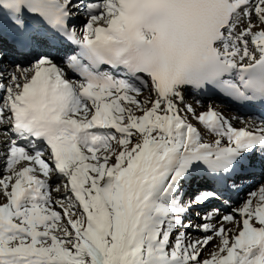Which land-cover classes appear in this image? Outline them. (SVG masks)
<instances>
[{"label": "snow or ice", "instance_id": "obj_1", "mask_svg": "<svg viewBox=\"0 0 264 264\" xmlns=\"http://www.w3.org/2000/svg\"><path fill=\"white\" fill-rule=\"evenodd\" d=\"M0 158V264H264V0H0Z\"/></svg>", "mask_w": 264, "mask_h": 264}, {"label": "rangeland", "instance_id": "obj_2", "mask_svg": "<svg viewBox=\"0 0 264 264\" xmlns=\"http://www.w3.org/2000/svg\"><path fill=\"white\" fill-rule=\"evenodd\" d=\"M72 78L78 79V77H75V76H73ZM187 99H188L189 103H192L194 107H197V109L201 110V111L202 110H206L207 106L209 104H211L213 107L217 108V110L223 112V114L225 116H228V117H230V115H234V114H237L239 112V110H237V109L235 110L233 108H228L227 104L224 101L216 99V98H212L210 96H208L207 99H198L196 97V95L191 93V94H189L187 96ZM197 101H199V103H197ZM240 114L244 115L245 118L247 119V117L249 115H253L254 113L247 111L245 113H240ZM189 119L191 120V117H189ZM192 122L194 124L196 123L195 120H192ZM197 126L199 127V125H197ZM240 126H241V124H240ZM206 138L207 139H211V137H206ZM257 166H261V167L259 168ZM252 167H254L255 169L259 168V169L263 170L264 169V164H262L261 161L258 158H253ZM261 174L263 175L262 171L259 174V176H256V174H254V173H249L248 174V178H247L248 182L247 181L246 182L251 185V183H253L255 181V184H253V186L251 187V189L249 188V190H255V185L258 183V182H256V180H257V178L259 179L261 177ZM0 175H2V173ZM263 177H264V175H263ZM59 183H60L59 180H56L55 178H53V186H55L56 184H59ZM249 190H247V189L243 190V192L240 193V197H244ZM0 199H1L0 203L5 202L2 196H0ZM193 222L196 223L197 221L194 220Z\"/></svg>", "mask_w": 264, "mask_h": 264}, {"label": "bare ground", "instance_id": "obj_3", "mask_svg": "<svg viewBox=\"0 0 264 264\" xmlns=\"http://www.w3.org/2000/svg\"><path fill=\"white\" fill-rule=\"evenodd\" d=\"M194 94H196L197 95V97L199 98V99H205V98H207V94H202V93H195V92H193ZM234 109V108H233ZM236 110V109H235ZM254 111V113L256 114V115H259V109H256V110H253ZM252 111V112H253ZM231 116H233V115H230V117ZM235 126H239V127H241V126H243L242 124H241V126H240V124L239 123H237V124H235ZM3 168V163H2V158H0V169H2ZM257 167H261V166H257ZM261 171H262V173H263V175H264V169L263 170H261V169H254V168H250V170H249V173H254V174H256V176H259V174L261 173ZM1 174V173H0ZM263 175L261 174V177L258 179L257 178V180H256V182H259L262 178H264L263 177ZM251 178V177H250ZM253 184H255V181L253 182V183H251V187L253 186ZM245 189H247V190H249V187H245L244 188V190ZM241 192H243V191H241ZM240 192V193H241ZM240 193H239V196H240ZM0 201H1V199H0ZM3 201V200H2Z\"/></svg>", "mask_w": 264, "mask_h": 264}]
</instances>
